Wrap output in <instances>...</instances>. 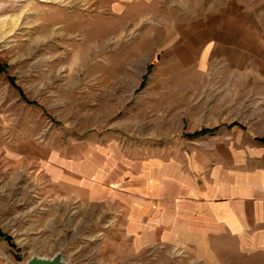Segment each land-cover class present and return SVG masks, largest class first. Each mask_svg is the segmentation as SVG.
Returning a JSON list of instances; mask_svg holds the SVG:
<instances>
[{"label":"rangeland","instance_id":"rangeland-1","mask_svg":"<svg viewBox=\"0 0 264 264\" xmlns=\"http://www.w3.org/2000/svg\"><path fill=\"white\" fill-rule=\"evenodd\" d=\"M224 2L0 0V264L57 250L69 264H223L167 244L128 255L109 216L55 196L53 180L83 157L184 154L205 131L176 135L185 117L208 111L228 75H250L206 53Z\"/></svg>","mask_w":264,"mask_h":264},{"label":"crops","instance_id":"crops-1","mask_svg":"<svg viewBox=\"0 0 264 264\" xmlns=\"http://www.w3.org/2000/svg\"><path fill=\"white\" fill-rule=\"evenodd\" d=\"M214 12L206 53L233 56L227 71L252 78L228 75L215 106L185 117L176 135L205 131L177 147L184 154L83 157L73 179L53 180L55 196L108 215L106 231L128 255L167 244L218 263L264 264V0H225Z\"/></svg>","mask_w":264,"mask_h":264},{"label":"water","instance_id":"water-1","mask_svg":"<svg viewBox=\"0 0 264 264\" xmlns=\"http://www.w3.org/2000/svg\"><path fill=\"white\" fill-rule=\"evenodd\" d=\"M24 264H69V263L68 261H65L62 258L60 250H57L48 257L32 254L25 259Z\"/></svg>","mask_w":264,"mask_h":264},{"label":"bare ground","instance_id":"bare-ground-1","mask_svg":"<svg viewBox=\"0 0 264 264\" xmlns=\"http://www.w3.org/2000/svg\"><path fill=\"white\" fill-rule=\"evenodd\" d=\"M75 27H76L75 24H69V25L67 26L68 30H72V29H74Z\"/></svg>","mask_w":264,"mask_h":264},{"label":"trees","instance_id":"trees-1","mask_svg":"<svg viewBox=\"0 0 264 264\" xmlns=\"http://www.w3.org/2000/svg\"><path fill=\"white\" fill-rule=\"evenodd\" d=\"M2 71H3V66L0 64V72H2ZM200 132H202V131H200Z\"/></svg>","mask_w":264,"mask_h":264}]
</instances>
